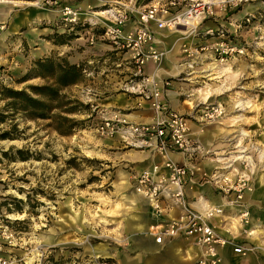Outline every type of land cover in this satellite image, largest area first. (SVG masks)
I'll return each instance as SVG.
<instances>
[{
  "label": "rangeland",
  "instance_id": "obj_1",
  "mask_svg": "<svg viewBox=\"0 0 264 264\" xmlns=\"http://www.w3.org/2000/svg\"><path fill=\"white\" fill-rule=\"evenodd\" d=\"M113 4L93 7L95 22L86 21L85 11L78 7L79 21L92 27L78 38V23L70 31L63 30L58 3L0 0L4 25L0 28V85L33 94L28 85L52 82L33 71L25 76L33 61L45 56L69 61L74 52L92 59L81 62L86 72L96 73L84 74L79 84L61 89L88 103L68 114L78 120L68 133H59L54 119L28 116L20 103L9 102L12 98L0 89V255L18 257L42 246L50 250L47 259L53 262L61 250L66 258L83 264H90L96 255L98 260L106 259L87 247L109 241L120 245L114 240L115 233L120 235L119 219L129 214L136 199L145 200L134 190V179L159 162V155L127 144L118 133L97 129L105 115L119 113L129 118L126 106L103 103L109 99L103 97L105 93L120 91L115 80L105 75L115 68L106 59L113 55L103 50L109 38L102 35L105 9ZM155 5L165 9L163 16H169L188 3L158 0ZM192 23L188 28L181 24L158 28L164 46L158 48L159 60L149 58L154 63L149 75L156 87L162 89L167 79L179 91V105L184 114L189 110L185 115L190 118V135L199 143L202 157L222 164L232 177L243 175L244 201L264 208V0H240ZM220 40L235 43L242 51L220 61L214 48ZM173 57L178 75L156 73L161 65L171 67L167 60ZM212 105H220L222 112L204 116L206 107ZM192 130H198L205 143ZM253 239L258 264H264V234Z\"/></svg>",
  "mask_w": 264,
  "mask_h": 264
},
{
  "label": "built area",
  "instance_id": "obj_2",
  "mask_svg": "<svg viewBox=\"0 0 264 264\" xmlns=\"http://www.w3.org/2000/svg\"><path fill=\"white\" fill-rule=\"evenodd\" d=\"M78 0H45L46 3H58L56 11L61 24L70 31L79 22ZM109 2L108 0H102ZM131 0H112V6L105 9L107 23L103 36L123 45L130 50L135 63L134 76L124 87L129 92L139 95L149 103L153 110L150 121H132L124 114L112 113L105 115L97 125L102 133H118L127 144L147 148L161 157L159 163H153L148 169L141 170L134 179V190L148 201L153 215L161 223V227L154 231L156 242H163L165 236L183 234L194 238L196 244L202 247L203 255L196 264H217L220 260L218 249L226 245L232 247L233 252L246 255L253 252L255 245L246 239L236 240L220 234L212 219L224 213V207L207 204L202 209L192 207L185 193L187 176L192 172L196 157H199V143L190 135L189 116L170 107L161 99L162 89L156 87L153 75L145 74L142 66L150 58L159 60L162 52L151 44L154 40L153 23L157 28L176 27L177 25H192L198 18L212 14L216 8L235 5L240 0H189L186 7L169 16H163L164 8L152 4L140 10L137 22L132 29L123 30L128 20L129 12L133 11ZM4 25L0 23V28ZM215 53L220 61L227 60L231 55L241 52L237 44L220 40L215 45ZM222 112L220 105L206 107L204 116L216 117ZM195 117V115H194ZM170 151H179L186 162L178 164L168 157ZM192 162V165H190ZM164 167L167 173L160 170ZM199 168V167H197ZM202 178L209 181L225 196V205L236 211V216L244 233L250 235L253 230L247 225L250 219V207L243 196L247 187L245 177L228 175L224 170L215 169L212 172H202ZM168 200L171 205L180 207L181 213L175 217L164 218L162 201ZM264 225V222H263ZM114 240L120 241L117 238ZM50 250L39 246L34 252L26 255H0V264H83L73 257H57L55 262L48 260ZM99 256L90 258V264H113ZM48 258V259H47Z\"/></svg>",
  "mask_w": 264,
  "mask_h": 264
},
{
  "label": "crops",
  "instance_id": "obj_3",
  "mask_svg": "<svg viewBox=\"0 0 264 264\" xmlns=\"http://www.w3.org/2000/svg\"><path fill=\"white\" fill-rule=\"evenodd\" d=\"M108 1L110 2L112 0ZM103 2L105 1L78 0L76 5L82 9V12L85 11L83 18H85L86 21L89 20V22H95L94 18L96 15L94 14L96 13H92L94 12L93 7L100 6L103 4ZM125 2L130 3L133 6V11L129 12L128 20L123 26L124 31L132 29L135 26L139 14L138 12L140 10L146 6L157 4L158 0H131L130 2ZM186 2L189 3V0H186ZM83 7L88 10H85ZM90 8L92 10H89ZM82 23L84 24L85 21H79L77 24L78 26L76 27V29H79L78 33L80 34L78 38L83 37V35L92 29L91 26L85 27V25ZM193 24L194 23H192V25ZM192 25H187L186 28H188V26L192 27ZM151 26L154 30V40L151 45L156 49L162 48L164 46L162 33L153 23ZM62 28L63 30L65 29L64 26ZM208 30L211 29L209 28L207 31ZM103 50H106L107 54L113 55L112 57H106V59L110 58V63L115 67L111 68V70H109V72L105 75L109 79L115 80L113 83L116 85V89L120 88V91L115 93H105L103 97H109V99L103 101V103L110 105L120 104L126 106L127 115L132 121H150L153 115V110L149 106V103L142 99L139 95L129 92L124 87V85L127 83V78L130 79L132 76L136 78L134 76L135 63L131 58L130 50L123 45H120L119 43L109 39L105 42V47H103ZM74 53L78 55H73ZM74 53L72 54V59H69V61L72 63L83 64L81 61H87L88 63L92 61L90 58L86 59L84 57L85 59H82L83 55H81L79 52ZM174 57L167 60L171 67L167 68L166 66L161 65L158 67V69H156V73H158L160 76H163L167 73L172 76V74L176 72L178 75L180 69L175 65L176 59H174ZM142 68L145 74H151L154 71V63L148 59ZM91 72V69L86 72L84 67L81 78L72 84H79L80 81H82L84 74H96ZM165 83L166 85L162 84L161 99L170 107L181 113H184L182 111L184 108L180 107L178 102L179 91L172 89L171 84L167 79L165 80ZM110 89L111 88H109V90ZM124 94L128 97L124 96ZM93 97H95V95ZM185 114H189V110ZM192 132L196 135H194L195 137H198L201 140L202 144L205 143L204 140L200 138V135H198V130H192ZM198 154L199 157H196V159L193 160L194 168L192 172L188 174L187 182L185 184V193L190 205L196 209H202L207 204L223 206L224 213L216 215L212 219L217 231L227 237H233L236 240L246 239L253 243V238L264 234V208L253 206L246 202L250 207V219L247 226L252 229L253 232L250 235L244 233L243 228L238 222L236 211L230 206L224 204L225 196L222 194V192L216 189L211 182L205 181L202 178L203 171L212 172L215 169L223 170L220 167L222 164H217L216 161L209 159L207 156L202 157V152H199ZM168 157L178 164L186 162L183 154L179 151H170L168 153ZM157 160L160 162L162 159L160 156H157ZM190 165H192V162H190ZM160 171L164 174L167 173V169L164 167H162ZM162 206L164 208V218L175 217L181 213L180 207L169 204L168 200L162 201ZM119 222L121 223L119 228L120 231H118L120 235L118 236V234L115 233L114 238L120 240L117 241L120 243V245L112 244L110 241L107 244L99 243L87 247L89 252L93 254L96 252L101 253L108 261L113 264H196V262L203 255L202 247L196 244L194 238L191 236H184L183 234L173 236L167 235L165 236L163 242H156L153 232L157 231L161 227V223L157 218L154 217L153 211L151 210L146 199H136L131 205L129 214H127V216H121ZM218 252L220 260L217 262V264H244L247 261L258 264L259 262V255L256 252L253 251L247 253L246 255H242L233 252L230 245L220 247ZM60 253V257H66V254L63 250H61ZM204 264L209 263L206 262Z\"/></svg>",
  "mask_w": 264,
  "mask_h": 264
},
{
  "label": "trees",
  "instance_id": "obj_4",
  "mask_svg": "<svg viewBox=\"0 0 264 264\" xmlns=\"http://www.w3.org/2000/svg\"><path fill=\"white\" fill-rule=\"evenodd\" d=\"M58 35L61 36L62 33ZM33 65L25 76H29L33 71V75L50 77L52 82L28 85L33 94L24 89H13L2 85H0V89L3 94L12 98L9 102L20 103L19 108L27 112L28 116L54 119V128L59 133H68L78 121L68 114L78 110V105L87 107L88 103H82L75 97L61 93V89L81 78L83 64L72 63L65 58L57 60L52 56H45L36 58ZM54 101L57 102L55 105ZM54 108H57L58 111L52 112ZM56 120H58L57 123ZM17 151L22 152L21 149H17Z\"/></svg>",
  "mask_w": 264,
  "mask_h": 264
}]
</instances>
